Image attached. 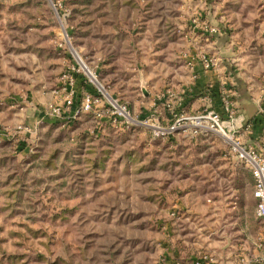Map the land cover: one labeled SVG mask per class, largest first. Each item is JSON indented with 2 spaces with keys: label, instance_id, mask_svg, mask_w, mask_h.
<instances>
[{
  "label": "rangeland",
  "instance_id": "obj_1",
  "mask_svg": "<svg viewBox=\"0 0 264 264\" xmlns=\"http://www.w3.org/2000/svg\"><path fill=\"white\" fill-rule=\"evenodd\" d=\"M246 51L264 57V0H0V264L257 259L264 222L232 143L251 145L187 129L209 111L226 126L222 98L236 100L225 69ZM74 58L132 128L46 116ZM198 66L213 80L209 105L194 108ZM148 119L182 127L155 137Z\"/></svg>",
  "mask_w": 264,
  "mask_h": 264
},
{
  "label": "built area",
  "instance_id": "obj_2",
  "mask_svg": "<svg viewBox=\"0 0 264 264\" xmlns=\"http://www.w3.org/2000/svg\"><path fill=\"white\" fill-rule=\"evenodd\" d=\"M202 64L205 68L212 69L216 65V61H202ZM78 77L82 78L86 88L78 86ZM105 94L103 86L86 64L80 58H74L60 75L59 87L54 91L53 101L47 105L45 114L51 119L62 121H74L83 115H91L98 121L109 119V123L113 127L128 131L134 126L136 119L130 115L125 105L117 103L111 97L107 98ZM167 96L171 97L172 95L168 93ZM222 104L229 119L228 122H230L235 114L236 102L223 97ZM258 112L260 115L264 114V90ZM191 120L187 129L192 138L206 132H223L226 135L229 132L221 121V115L214 111L195 115ZM179 121L175 120L170 126H161L158 120L153 123L152 119H148L143 125L149 127L155 137H160L179 130L182 127ZM17 129L29 132L22 126H18ZM3 131H7V129H2L1 133H4ZM233 134L231 133L229 136L233 138ZM232 144L233 150L239 154L253 179V197L256 200L255 216L264 222V152L252 146H243L236 138ZM256 247L259 249L258 258L251 260L241 255L240 264H264V239L259 241ZM212 261L211 256L203 255L185 264H210Z\"/></svg>",
  "mask_w": 264,
  "mask_h": 264
},
{
  "label": "crops",
  "instance_id": "obj_3",
  "mask_svg": "<svg viewBox=\"0 0 264 264\" xmlns=\"http://www.w3.org/2000/svg\"><path fill=\"white\" fill-rule=\"evenodd\" d=\"M216 46L213 44L212 47L217 52ZM228 49L225 45V50L228 51ZM221 52L223 51H220L219 55L223 54ZM231 54L230 52L228 56L223 57L226 61L224 65L229 66V68L232 67L230 61L233 62L234 59L232 58L235 56H231ZM236 59L238 61L235 63V71L232 72V68L225 69L233 86L232 90L238 107L236 118L226 122V127L229 133L237 132L247 144L264 152V119L260 117L258 112L264 90V57L260 52L246 51ZM196 74L197 79L191 88L192 93L197 98L193 107L199 108L202 104L209 105L208 99L203 98L205 93L203 87L213 79L212 75L202 70L201 66L197 67Z\"/></svg>",
  "mask_w": 264,
  "mask_h": 264
},
{
  "label": "trees",
  "instance_id": "obj_4",
  "mask_svg": "<svg viewBox=\"0 0 264 264\" xmlns=\"http://www.w3.org/2000/svg\"><path fill=\"white\" fill-rule=\"evenodd\" d=\"M77 84H78V86H80V87H84V88H86L85 87V84L83 83V80H82V78H80V77H78L77 78ZM260 117H262L263 119H264V114L263 115H260Z\"/></svg>",
  "mask_w": 264,
  "mask_h": 264
},
{
  "label": "bare ground",
  "instance_id": "obj_5",
  "mask_svg": "<svg viewBox=\"0 0 264 264\" xmlns=\"http://www.w3.org/2000/svg\"><path fill=\"white\" fill-rule=\"evenodd\" d=\"M218 134H219L222 138H224V139H226V140H228V141L231 140V137L227 136L226 134H223V132H218Z\"/></svg>",
  "mask_w": 264,
  "mask_h": 264
}]
</instances>
